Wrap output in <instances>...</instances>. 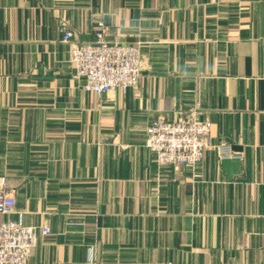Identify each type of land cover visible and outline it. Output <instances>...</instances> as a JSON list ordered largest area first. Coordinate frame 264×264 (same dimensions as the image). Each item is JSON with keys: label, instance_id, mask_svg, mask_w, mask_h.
Here are the masks:
<instances>
[{"label": "crops", "instance_id": "1", "mask_svg": "<svg viewBox=\"0 0 264 264\" xmlns=\"http://www.w3.org/2000/svg\"><path fill=\"white\" fill-rule=\"evenodd\" d=\"M100 24L140 45L137 89L84 90L63 30ZM180 118L212 147L159 166L147 127ZM2 178L52 230L27 264H264V0H0Z\"/></svg>", "mask_w": 264, "mask_h": 264}, {"label": "built area", "instance_id": "2", "mask_svg": "<svg viewBox=\"0 0 264 264\" xmlns=\"http://www.w3.org/2000/svg\"><path fill=\"white\" fill-rule=\"evenodd\" d=\"M97 40L91 44L72 42L73 32L64 29L63 40L71 44V60L77 77L84 80V90L97 95L115 90L127 93L137 89L142 75V55L139 44L111 43L99 25ZM212 123L180 118L174 122L155 120L146 130V147L154 154L159 166L179 170L195 167L212 147ZM221 157L233 154L229 145L218 149ZM0 182V264H27L32 250L42 237L52 235L49 227L36 228L24 224L15 214L17 201Z\"/></svg>", "mask_w": 264, "mask_h": 264}]
</instances>
